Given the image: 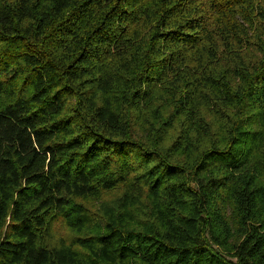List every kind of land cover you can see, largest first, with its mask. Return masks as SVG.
<instances>
[{
	"label": "trees",
	"instance_id": "16d2710c",
	"mask_svg": "<svg viewBox=\"0 0 264 264\" xmlns=\"http://www.w3.org/2000/svg\"><path fill=\"white\" fill-rule=\"evenodd\" d=\"M0 264H264V0H0Z\"/></svg>",
	"mask_w": 264,
	"mask_h": 264
}]
</instances>
